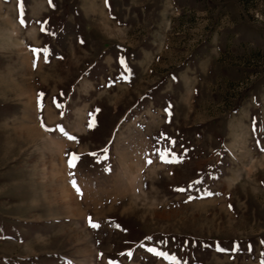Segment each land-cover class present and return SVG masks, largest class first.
Masks as SVG:
<instances>
[{
  "label": "rangeland",
  "instance_id": "1",
  "mask_svg": "<svg viewBox=\"0 0 264 264\" xmlns=\"http://www.w3.org/2000/svg\"><path fill=\"white\" fill-rule=\"evenodd\" d=\"M91 1L0 0V264H264V0Z\"/></svg>",
  "mask_w": 264,
  "mask_h": 264
},
{
  "label": "crops",
  "instance_id": "2",
  "mask_svg": "<svg viewBox=\"0 0 264 264\" xmlns=\"http://www.w3.org/2000/svg\"><path fill=\"white\" fill-rule=\"evenodd\" d=\"M92 3H96V0H92L91 1ZM39 3L41 4V7L39 8V10H37V12H33L31 11L32 13V17L33 18H36L34 17L33 15H51V14H59V13H62V14H65L66 13V9L64 10V6L63 4L59 3V0H58V3H57V0H39ZM57 5V6H56ZM103 7L105 6L104 2H103ZM30 13V14H31ZM20 21L18 20V25H17V34H19V31H20V27L22 26L21 23H19ZM28 31H31V32H35V30L37 31H46V29H54V28H57L58 25H55V26H46V24H40V25H31L29 23L28 25ZM37 39V37H35ZM254 158L253 156L251 157V159ZM257 184L259 187L261 186H264V177L263 176H258L257 179Z\"/></svg>",
  "mask_w": 264,
  "mask_h": 264
},
{
  "label": "snow or ice",
  "instance_id": "3",
  "mask_svg": "<svg viewBox=\"0 0 264 264\" xmlns=\"http://www.w3.org/2000/svg\"><path fill=\"white\" fill-rule=\"evenodd\" d=\"M44 51H46V50H44ZM42 127H43V123H42V125H41ZM93 126V124L90 122L89 123V127H92ZM62 131H63V129H61ZM69 139H75V137H69ZM163 158V157H162ZM77 160H78V157L75 155V154H72L71 156H70V158L68 159V161H67V163H68V167H70V168H73V167H75L76 166V163H77ZM148 163H151V161H148ZM72 183H73V185H74V187L76 186V182L75 181H72ZM181 190H183V189H181ZM77 191H79V189L77 188ZM93 227H95L96 225H92Z\"/></svg>",
  "mask_w": 264,
  "mask_h": 264
},
{
  "label": "bare ground",
  "instance_id": "4",
  "mask_svg": "<svg viewBox=\"0 0 264 264\" xmlns=\"http://www.w3.org/2000/svg\"><path fill=\"white\" fill-rule=\"evenodd\" d=\"M69 194H67V190L65 191V193H64V198H68L69 196H68Z\"/></svg>",
  "mask_w": 264,
  "mask_h": 264
}]
</instances>
